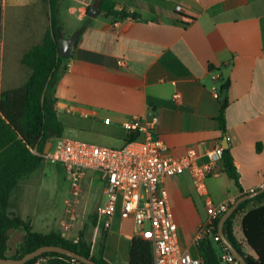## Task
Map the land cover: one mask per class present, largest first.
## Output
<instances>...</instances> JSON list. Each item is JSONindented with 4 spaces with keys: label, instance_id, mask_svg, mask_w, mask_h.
Segmentation results:
<instances>
[{
    "label": "crops",
    "instance_id": "crops-1",
    "mask_svg": "<svg viewBox=\"0 0 264 264\" xmlns=\"http://www.w3.org/2000/svg\"><path fill=\"white\" fill-rule=\"evenodd\" d=\"M115 1L132 13L118 20V26L102 11L97 17L88 15L96 7L94 0H69L61 6L64 29H73L75 33L83 25L85 28L73 56L67 61L66 71L54 87L56 109L60 115L90 119L83 125H74L68 120L64 133L68 129L112 134V131L124 130V123L136 117L156 116L159 123L155 136L165 142L172 156L184 155L191 148L200 153L217 146L224 148L227 139L241 189L225 173L224 160L219 162L216 173L206 183L208 197L214 204L231 205L244 193L262 188L264 0ZM15 3L42 4L44 16L49 20L44 30L29 24L19 27L15 48L21 63L23 55L42 42L50 26L49 5L47 0H15ZM178 5L183 7V13L177 11ZM1 7L0 86L5 35L4 4ZM120 60L126 67L118 65ZM224 82H229L225 135L218 121L220 91L219 97L214 92ZM15 88L19 87L8 90ZM105 119H110V124ZM206 161V157L200 160ZM164 186L169 193L182 248L200 257L196 237L207 219L206 197L198 193L188 172L166 179ZM11 198L9 212L17 215L11 208ZM242 219L241 216L235 220V234L244 251L252 253L246 243ZM115 226V232L127 241L132 242L137 235L133 221L119 216L107 234L103 235L101 229L100 237H106L105 257L109 261L107 241ZM83 230L82 224L79 227L75 224L67 236L79 238ZM52 231L61 233L62 230L59 225ZM24 239L22 230L9 233V255L15 253ZM85 239L89 242L86 236Z\"/></svg>",
    "mask_w": 264,
    "mask_h": 264
},
{
    "label": "trees",
    "instance_id": "trees-1",
    "mask_svg": "<svg viewBox=\"0 0 264 264\" xmlns=\"http://www.w3.org/2000/svg\"><path fill=\"white\" fill-rule=\"evenodd\" d=\"M67 1L69 0H47L50 26L42 42L28 50L21 59V63L30 70L29 77L23 86L0 94V257L21 259L41 247L60 246L99 264H113L105 257V236L101 237L99 249L94 250L93 244L86 241L84 232L80 233L79 241L75 243L73 239H67L56 231L36 232L30 221L9 212L10 198L14 190L46 161L44 157L33 154L28 146H37L39 153L43 154L48 142L63 136L65 128L69 126L68 120H63L56 109L57 99L54 95V87L66 71L69 59L61 55L58 41L59 30L64 32L61 6ZM94 1L95 6L114 21L132 16V13L115 0ZM2 18L0 6V62ZM228 88L229 82L221 83L219 88L221 109L218 121L224 135L227 126L226 111L229 106ZM78 124L83 125L79 121L74 123ZM112 134L126 141L144 139L141 133L128 132L126 129L112 131ZM224 171L241 189L239 172L228 149L224 150ZM241 216L246 243L252 253L244 251L235 234L234 223ZM221 217L222 215L215 220L211 234L197 244L205 264H224L221 252L229 253L222 241H214V236L219 233ZM92 219L94 225L98 226L99 215H93ZM13 230L24 231L25 239L15 253L9 255V233ZM224 231L247 264H264V193L243 202L227 219ZM105 234L106 231L103 232V235ZM40 258H48L45 264H83L59 253H44L27 264H35ZM129 264H154L152 244L140 237H134Z\"/></svg>",
    "mask_w": 264,
    "mask_h": 264
},
{
    "label": "built area",
    "instance_id": "built-area-1",
    "mask_svg": "<svg viewBox=\"0 0 264 264\" xmlns=\"http://www.w3.org/2000/svg\"><path fill=\"white\" fill-rule=\"evenodd\" d=\"M177 11L183 13V7L178 5ZM183 17L190 21L188 17ZM114 25L118 26L119 21H115ZM118 65L126 67L123 60L118 61ZM214 92L219 97V90ZM110 122V119H105L106 124ZM158 123L156 116L150 119L136 117L125 122L124 129L141 133L144 139L126 141L119 148L100 146L65 135L52 140L48 153L40 154L37 146L29 145L28 148L33 154L61 165L68 179L73 181L75 198L70 201L67 215L60 223L63 237L70 239L67 235L78 221V206L83 198L82 181L88 171H94L99 172L104 181L105 201L98 209V215L104 218L103 232L113 227L117 216L122 220H132L136 237L152 244L154 264H205L201 256L194 257L182 248L178 224L164 182L188 172L198 193L206 197L207 219L196 237L198 244L211 234L215 220L230 208L229 203L214 204L208 197L206 184L216 173L218 163L224 160L225 149L217 146L200 153L191 148L184 155L172 156L165 142L155 136ZM203 157L207 161L201 163ZM73 240L78 243L79 238ZM214 241H222L219 234L214 236ZM222 259L224 264H240L230 252L223 253ZM47 260L40 258L35 264H45Z\"/></svg>",
    "mask_w": 264,
    "mask_h": 264
},
{
    "label": "rangeland",
    "instance_id": "rangeland-1",
    "mask_svg": "<svg viewBox=\"0 0 264 264\" xmlns=\"http://www.w3.org/2000/svg\"><path fill=\"white\" fill-rule=\"evenodd\" d=\"M2 4L5 8V35L1 92L12 87L23 86L30 74V70L20 63L19 54L15 48V44L18 43L19 27L29 24L38 30H44L49 25V20L43 13L45 6L42 4L21 5L16 4L15 0H0V6ZM72 30L64 29L63 34L71 37L74 34ZM61 118L71 120L73 123L79 121L80 124L90 122L88 118L79 115L71 116L66 113L62 114ZM64 135L111 148H119L125 144L121 137L107 132L102 134L70 132L67 129ZM81 191L83 198L78 206L76 225L84 226L85 236L93 244L94 250H98L104 218L99 216V224L95 226L92 216L98 214L99 207L105 201L102 175L99 172L88 171L82 181ZM11 197V208L16 212V216L30 221L34 231L48 233L59 228L61 221L67 215V209L71 206L70 201L74 200L75 195L73 194V181L68 179L62 166L46 160L40 169L20 182ZM116 229L117 226L109 233L107 255L113 262L129 264L131 242L123 239L119 233L115 232ZM11 245L13 246V242Z\"/></svg>",
    "mask_w": 264,
    "mask_h": 264
},
{
    "label": "water",
    "instance_id": "water-1",
    "mask_svg": "<svg viewBox=\"0 0 264 264\" xmlns=\"http://www.w3.org/2000/svg\"><path fill=\"white\" fill-rule=\"evenodd\" d=\"M101 13V10L93 7L90 9L88 12V15L90 17H97ZM85 27H82L78 31H76L70 38H65L64 34L59 30V35H58V41L60 45V52L62 56H65L67 58H71L73 56L74 50L77 46L80 34L84 30ZM153 116V115H152ZM52 147V141H49L45 153H48L50 148ZM228 144H227V139L224 141V149H227ZM264 193V187L252 191L250 193H246L239 197L231 206L230 208L222 215L220 222H219V236L221 237V240L223 244L227 247L229 252L240 262V264H247L246 260L244 257L240 254V252L232 245V243L229 241L227 238L224 227L227 219L238 209V207L245 201H248L250 199H253L260 194ZM44 253H59L66 255L68 257L73 258L74 260H77L83 264H99L95 262L94 260L84 257L80 254H77L71 250H68L66 248L60 247V246H45L41 247L31 253L26 254L23 258L21 259H13V258H2L0 257V264H27L29 261L41 256Z\"/></svg>",
    "mask_w": 264,
    "mask_h": 264
}]
</instances>
